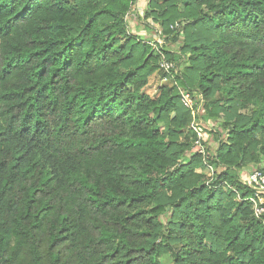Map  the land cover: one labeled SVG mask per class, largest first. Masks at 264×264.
Segmentation results:
<instances>
[{"label":"trees","instance_id":"1","mask_svg":"<svg viewBox=\"0 0 264 264\" xmlns=\"http://www.w3.org/2000/svg\"><path fill=\"white\" fill-rule=\"evenodd\" d=\"M134 2L0 0V264H264L239 174L264 154V0L140 6L186 39L170 75L127 28ZM178 87L221 120L212 154Z\"/></svg>","mask_w":264,"mask_h":264},{"label":"rangeland","instance_id":"2","mask_svg":"<svg viewBox=\"0 0 264 264\" xmlns=\"http://www.w3.org/2000/svg\"><path fill=\"white\" fill-rule=\"evenodd\" d=\"M148 2L149 0H140V4L142 5V8L144 10H147L146 8L148 7ZM131 17L129 20V26L127 27L128 30L130 31L131 29V24L130 23H134L136 22L138 29L141 31L144 28V25L147 26V28L149 29L147 31V33H142V32H137L138 37L141 39H144L146 41H153L155 40V38L157 36H159L158 38L163 40L164 43V48H166L168 51L173 52V54L175 55V59H179L180 58V54H178V52L180 51V48L183 46L184 41L186 40L184 38L183 35H181V37H178L177 39L173 38V34L175 33H170L168 36H166V34L163 33L162 28L160 26V24L158 22H154L153 19L148 18L145 22L142 21V13L140 12L141 16H138L137 13L135 12H131ZM180 16V17H179ZM178 17H176L174 19V21L172 23H178L180 25V27L184 28V25L187 23V20H185L180 14ZM181 28V30H182ZM153 31H155L156 33H154ZM155 52V51H154ZM157 53V52H155ZM158 54V53H157ZM190 52L189 51H185L184 55H185V59L182 60V62L180 64H178V69H181L185 64H188V56H189ZM177 66V64H176ZM165 85H169V82L166 79H163L162 77L159 76V74L157 73H153L148 77V83L147 85L144 87V91L146 93H148L150 96L155 97L157 96L160 91L162 86ZM191 94L193 95L194 99L196 100L197 104H198V111H197V117L199 116L198 120H197V124L198 126H200L203 130H205L204 133V140H203V145L206 149V152H208V154H212V152H214L219 138L217 136V134L215 132H223L221 131L220 127H221V120H215L212 118H209L208 116H206L203 112H202V98L199 94H195L193 92H191ZM241 113L244 114H249L250 111L249 109H241L240 110ZM197 126V125H196ZM223 137L222 139L225 140L226 139V134L222 133ZM188 135H191V132H188ZM261 157L259 159L258 162H253V163H248V164H244L242 166V168L239 171V174H244V173H250L251 171H253L254 169L258 168V169H262L264 167V154H260ZM190 157V154L187 155V158ZM186 162H188V160H186ZM197 171H200V169H198ZM209 173L211 170H208ZM203 172L206 173V171L204 170ZM160 261L162 262V264H171L170 262V258L168 255H163L160 257Z\"/></svg>","mask_w":264,"mask_h":264},{"label":"built area","instance_id":"3","mask_svg":"<svg viewBox=\"0 0 264 264\" xmlns=\"http://www.w3.org/2000/svg\"><path fill=\"white\" fill-rule=\"evenodd\" d=\"M142 7L140 4V0H135V2L132 4L131 9L135 10L138 8V10ZM143 9V8H142ZM132 10H129L125 14V20L128 22L129 25V20L131 15ZM180 27L178 23H173L170 25V28L172 30H176ZM157 36L155 40L153 41H146L149 45H151L152 50L158 53L159 55V67L163 69L167 75L171 74V71L174 67V63L171 61H167L165 58V53H164V43L163 40L158 38ZM166 79V78H163ZM179 89V94L181 101L183 105L188 108L191 111L192 114V120L190 122V128L192 129L193 132L196 133V140H195V150L205 154V147L203 145V140H204V130L198 126L197 124V109H198V104L196 100L194 99L193 95L183 89L182 87H178ZM197 125V126H196ZM211 172H213L212 167H209ZM243 181L245 184L250 186V188L253 190L252 195L248 197V201L251 202L252 204V209H253V214L257 219H261L264 223V172L261 169H254L250 173H244L243 174Z\"/></svg>","mask_w":264,"mask_h":264},{"label":"crops","instance_id":"4","mask_svg":"<svg viewBox=\"0 0 264 264\" xmlns=\"http://www.w3.org/2000/svg\"><path fill=\"white\" fill-rule=\"evenodd\" d=\"M134 12L136 13V12H138V8H136L135 10H134ZM131 24V27L133 26V22L132 23H130ZM140 30L138 29V26H137V32H139ZM140 32H142V33H146V31H145V29H142Z\"/></svg>","mask_w":264,"mask_h":264}]
</instances>
